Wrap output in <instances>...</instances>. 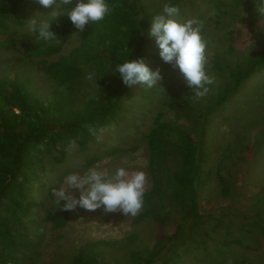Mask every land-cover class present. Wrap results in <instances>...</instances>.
<instances>
[{
  "label": "rangeland",
  "instance_id": "1",
  "mask_svg": "<svg viewBox=\"0 0 264 264\" xmlns=\"http://www.w3.org/2000/svg\"><path fill=\"white\" fill-rule=\"evenodd\" d=\"M216 1L172 0L179 6L182 18H197L202 22V35L208 45L206 68L208 74L214 77V83L208 86L209 91L205 96L199 97L200 106L213 100L219 87L228 85L227 70L224 67L223 71L213 68L214 55L220 56L222 64L231 66L232 63L243 60L246 52L259 47L261 40L252 35L251 29L255 28L259 36L264 37V17L253 14L257 8V0H218L217 4ZM164 2L167 0H142L140 11L135 15L137 31L141 35L139 44H136V55L143 57L150 68H159L163 77L158 82L159 86L151 89L140 85L129 87L131 97L122 99L119 104L120 112L115 119L100 125L86 145L70 142L65 147L64 163H58L53 157H48L44 162V189L37 188L41 193L39 200L42 206L33 215L40 226H35L29 233L31 243L27 253L30 255V264H73L72 257L77 247L91 241L103 242L101 249L111 251L116 258L111 264H132L127 256L131 251L140 252L143 257L153 250H157L158 254L152 258V264H238L240 259H245L250 264H264V235L258 226L259 223L264 225V194L259 192V188L264 191V139L260 134L264 127V118L261 117L264 115V99L259 102V96L262 97L264 91L258 89V83L264 81V70L253 79L245 81L233 96L206 115L202 123L207 131L177 127L179 117L169 108L170 99L186 85L176 68L162 62L154 38L148 35L150 19L161 11ZM235 2L237 5L234 8H224ZM57 3V11L63 9L64 3L60 0ZM51 11V7L44 8L34 0L22 25L9 24L0 40L3 44L0 46V78L19 77L21 81L25 75L23 86L41 99L52 88L44 71L38 68L40 61H54L80 44L79 35L73 33L56 54L46 57L26 54L19 42L26 43V39L33 35L26 31L27 20L34 14L48 15ZM63 16L59 15L55 20L62 19ZM16 48L20 52L15 51ZM82 69L80 83L71 88L73 108L83 107L92 94L103 93L96 83V63L86 62ZM88 74L93 75L92 80L87 78ZM65 90H69V87ZM156 114L163 121L169 120L173 124L170 126L171 137L189 133L205 152L204 158L215 163L214 172L212 167L210 169L206 165L208 169L204 170L203 176L206 182L202 183L197 194L200 222L194 228L183 225V238H180L179 230L172 236L176 229L175 218L165 225L146 218L134 224V217L124 216L120 212L106 213L101 209L90 212L77 208L69 212L68 224L60 229L52 228L44 212L47 200L50 199L47 194L52 188L61 187L64 177L71 172L84 173L92 167L106 173L114 172L117 167L126 168L129 174L139 170L146 175L145 191L150 190L151 178L146 167L147 149L144 139L149 130L156 127ZM240 118L246 121L242 119L243 122H239ZM245 122H249L248 125ZM234 127H238L236 132H233ZM239 129L240 135L237 132ZM91 159L94 161L88 165ZM220 164L229 168L226 181L232 186L228 192H224L216 178L215 169ZM132 234L137 236L130 238ZM160 235L164 236L165 242L163 246L158 243L156 247ZM229 241L234 242L228 245ZM101 260L104 264H109L104 255Z\"/></svg>",
  "mask_w": 264,
  "mask_h": 264
},
{
  "label": "trees",
  "instance_id": "2",
  "mask_svg": "<svg viewBox=\"0 0 264 264\" xmlns=\"http://www.w3.org/2000/svg\"><path fill=\"white\" fill-rule=\"evenodd\" d=\"M33 1L0 0V40L1 34L5 33L9 24L22 25L29 14L28 10L32 9ZM107 3L110 6V14L101 22L87 25L82 32H78L64 15L62 19H54L50 23V31L56 37L53 40H38L33 34L31 38L26 39V43L19 42L27 55L46 57L58 53L65 40L73 33L80 37V44L69 53L51 62L40 61L38 68L44 71L52 88L44 99L35 97L23 86L25 75L21 81L19 77L0 78V264H30V255L27 253L31 243L29 233L35 226H40L33 215L37 214L36 209L42 206L39 200L41 193L37 188L44 189L42 172L45 170L46 159L53 157L58 163H64L65 147L70 142L86 145L100 125L115 119L120 112L119 104L122 99L131 97L129 86H125L119 74L113 71L118 63L127 58V52L129 59L137 58L136 44H139L141 35L139 30L137 31L138 22L135 15L140 11L142 0H107ZM215 3L217 4L218 0ZM74 4L75 0L70 4H63V9L71 8ZM236 5L237 2L224 8L232 9ZM253 14L258 15L257 11ZM254 29H251V33L261 40L260 46L256 51L246 52L240 62L227 66L221 63L218 54L214 55L213 68L219 71L225 68L228 75V85L218 88L216 99L214 97L208 104L200 106V98L196 99L191 89L186 86L170 99L169 108L179 117L177 127L207 131L202 123L206 115L219 108L245 81L264 69V37L259 36L258 31ZM2 45L0 41V46ZM15 51L20 52L17 48ZM86 62L96 63V83L103 93H94L86 99L83 107L73 108L71 103L74 102V97L70 95L71 88L80 83L82 65ZM67 87L69 90H65ZM258 89L264 91V81L258 83ZM246 90L248 92V89ZM259 97L261 102L264 94ZM242 119L240 118L239 122L246 121ZM154 122L156 127L149 130L144 139L151 188L145 191L143 208L132 222L136 224L146 218L165 225L175 218L176 229L171 235L175 236L179 230L180 238H183V225L194 228L200 222L197 194L202 183L206 182L203 179L204 170L212 167L214 172L215 163L204 158L205 152L189 133H179L173 138L170 135V126H173L171 121H163L156 114ZM248 123L245 122V125ZM238 127H234L233 132H236ZM239 130L237 132L240 135ZM260 134L264 139V127ZM93 161L89 160L88 165ZM228 170L223 164L215 169L216 178L223 186L224 192H228L232 186L226 181ZM52 189L47 194L50 199L47 200L44 212L51 222V227L60 229L68 224L70 211H61L58 208L54 203ZM262 189L259 188V192L264 194ZM258 226L264 235V225L259 223ZM136 236L132 234L130 238ZM157 239L159 241L155 246L157 247L158 243L163 246L164 236L160 235ZM234 241L227 243L230 245ZM102 243L91 241L79 245L72 257V263L104 264L101 260L103 255L109 264L116 261L111 251L101 249ZM157 254L158 251L153 250L148 252V256L142 257L140 252L131 251L127 256L132 264H152V258ZM238 264L250 263L240 259Z\"/></svg>",
  "mask_w": 264,
  "mask_h": 264
},
{
  "label": "clouds",
  "instance_id": "3",
  "mask_svg": "<svg viewBox=\"0 0 264 264\" xmlns=\"http://www.w3.org/2000/svg\"><path fill=\"white\" fill-rule=\"evenodd\" d=\"M44 8H52L48 15L34 14L26 23V31L35 34L38 40L51 41L55 37L50 31V23L59 15H66L78 32L89 24L101 22L110 14L107 0H75L71 8L60 9L57 0H36ZM70 4L72 0H60ZM257 14L264 17V0H257ZM51 17L46 19L45 17ZM148 35L154 38L158 56L162 62L171 64L181 74L187 88L195 97H203L214 83L208 74L207 41L202 35V22L197 18H182L179 6L167 0L159 13L150 19ZM125 86L140 85L145 89L159 86L162 80L159 68H150L143 57L127 58L115 66ZM89 80L93 79L88 74ZM146 175L143 171L131 174L124 167L106 173L95 167L84 173L71 172L64 177L61 187L53 188L54 203L61 211H74L77 208L95 212H120L124 216L135 217L144 205Z\"/></svg>",
  "mask_w": 264,
  "mask_h": 264
},
{
  "label": "bare ground",
  "instance_id": "4",
  "mask_svg": "<svg viewBox=\"0 0 264 264\" xmlns=\"http://www.w3.org/2000/svg\"><path fill=\"white\" fill-rule=\"evenodd\" d=\"M259 46H260V45H259ZM258 48H259V47H258ZM258 48H257V49H258ZM257 49H255V50H253V51H256ZM233 64H235V63H232V65H233ZM263 70H264V69H263ZM258 72H259V73H258ZM258 72L255 73V75H253V78L260 74V71H258ZM253 78H251V79H253ZM258 78H259V77H258ZM258 78H257V79H258ZM251 79H249V80H251ZM249 80H248V81H249ZM257 82H258V80H256V83H257ZM256 83H255V85H256ZM242 85H243V84H242ZM242 85H241V86H242ZM254 87H255V86H254ZM240 88H241V87H240ZM254 91H255V88L253 89V92H254ZM252 102H254V101H252ZM259 102H260V101H259ZM261 117L264 118V115H262ZM250 123H251V122H250Z\"/></svg>",
  "mask_w": 264,
  "mask_h": 264
}]
</instances>
